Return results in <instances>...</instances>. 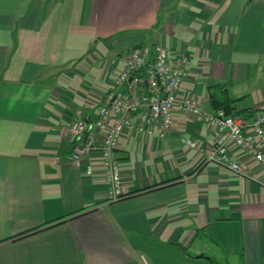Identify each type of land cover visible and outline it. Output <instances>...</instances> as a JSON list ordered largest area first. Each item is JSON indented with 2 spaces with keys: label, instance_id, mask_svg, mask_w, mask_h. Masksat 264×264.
I'll list each match as a JSON object with an SVG mask.
<instances>
[{
  "label": "crops",
  "instance_id": "obj_1",
  "mask_svg": "<svg viewBox=\"0 0 264 264\" xmlns=\"http://www.w3.org/2000/svg\"><path fill=\"white\" fill-rule=\"evenodd\" d=\"M155 42L189 56L178 94L204 112L220 111L211 85L236 105L264 86V0H0V264H264V168L237 149L251 179L207 160L200 116L177 111L163 140L121 137L118 200L70 159L72 122Z\"/></svg>",
  "mask_w": 264,
  "mask_h": 264
},
{
  "label": "built area",
  "instance_id": "obj_2",
  "mask_svg": "<svg viewBox=\"0 0 264 264\" xmlns=\"http://www.w3.org/2000/svg\"><path fill=\"white\" fill-rule=\"evenodd\" d=\"M124 59L125 66L114 80L117 88L106 94L98 115L90 121H73L70 131L71 161L91 176L99 166L108 182L109 200L124 195L121 165L115 154L121 137L131 132L152 135L157 131L163 140L173 127L177 111L200 116L216 131L215 141L207 148V160L251 179L233 152L237 149L264 168V100L247 115L207 113L194 95L178 94L189 64L186 53L170 57L165 44L155 42L133 48ZM249 130L253 132L251 137L246 135ZM186 143L197 145L190 139Z\"/></svg>",
  "mask_w": 264,
  "mask_h": 264
},
{
  "label": "trees",
  "instance_id": "obj_3",
  "mask_svg": "<svg viewBox=\"0 0 264 264\" xmlns=\"http://www.w3.org/2000/svg\"><path fill=\"white\" fill-rule=\"evenodd\" d=\"M208 91L210 102L216 110L223 111L225 114L235 115L252 113V107L237 108L236 103L240 98H233L227 85L214 84L209 86Z\"/></svg>",
  "mask_w": 264,
  "mask_h": 264
},
{
  "label": "rangeland",
  "instance_id": "obj_4",
  "mask_svg": "<svg viewBox=\"0 0 264 264\" xmlns=\"http://www.w3.org/2000/svg\"><path fill=\"white\" fill-rule=\"evenodd\" d=\"M247 86H249V87L245 88V92H244L245 97H244V99H242L241 101L238 102V104H237L238 107H248L250 105H253L257 101L256 91H260L259 88L264 87L261 84H258V82L257 83L248 82Z\"/></svg>",
  "mask_w": 264,
  "mask_h": 264
},
{
  "label": "water",
  "instance_id": "obj_5",
  "mask_svg": "<svg viewBox=\"0 0 264 264\" xmlns=\"http://www.w3.org/2000/svg\"><path fill=\"white\" fill-rule=\"evenodd\" d=\"M139 47H140V45L136 46L135 48H139ZM72 149H73V147H72ZM72 149H71V150H72ZM182 247H184V246L182 245Z\"/></svg>",
  "mask_w": 264,
  "mask_h": 264
}]
</instances>
